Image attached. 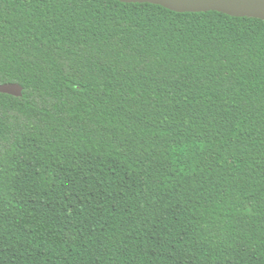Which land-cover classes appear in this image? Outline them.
Listing matches in <instances>:
<instances>
[{"label":"trees","instance_id":"obj_1","mask_svg":"<svg viewBox=\"0 0 264 264\" xmlns=\"http://www.w3.org/2000/svg\"><path fill=\"white\" fill-rule=\"evenodd\" d=\"M0 264H264V19L0 0Z\"/></svg>","mask_w":264,"mask_h":264},{"label":"water","instance_id":"obj_2","mask_svg":"<svg viewBox=\"0 0 264 264\" xmlns=\"http://www.w3.org/2000/svg\"><path fill=\"white\" fill-rule=\"evenodd\" d=\"M122 2H148L162 5L177 12L220 11L234 16L264 19V0H119ZM23 87L16 82L0 84V92L21 96Z\"/></svg>","mask_w":264,"mask_h":264}]
</instances>
